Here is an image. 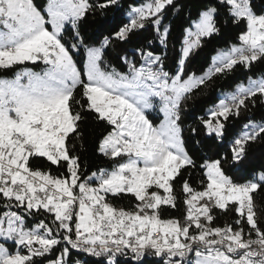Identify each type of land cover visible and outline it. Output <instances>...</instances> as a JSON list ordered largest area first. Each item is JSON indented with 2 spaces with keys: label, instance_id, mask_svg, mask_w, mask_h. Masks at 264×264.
<instances>
[{
  "label": "snow or ice",
  "instance_id": "obj_1",
  "mask_svg": "<svg viewBox=\"0 0 264 264\" xmlns=\"http://www.w3.org/2000/svg\"><path fill=\"white\" fill-rule=\"evenodd\" d=\"M169 6L179 11L175 0L130 6L127 22L94 46L84 41L81 22L118 11L121 0H46L42 7L35 0H0V71L45 65L41 72L0 76V264H44L53 253L48 264H89L75 254L92 264H121V257L126 264H147L148 257L157 258L153 264H264V227L254 202L264 191V167L243 183L224 170L243 165L248 145L264 141V122L244 125L230 142V158L199 165L201 190L183 180V220L163 218L164 208L177 207L173 182L182 169L197 167L185 145L183 105L214 77L264 63V11L253 0L203 5L185 29L173 74L144 48L136 49L139 64L119 56L126 71L105 61L113 40L127 42L149 23L167 47L170 29L162 21ZM221 17L224 25H244L239 44L219 50L203 74L186 72L189 57L221 34ZM81 48L83 71L75 59ZM247 79L199 117L207 137L223 141L230 118H239L248 102L255 106L256 97L264 104V74ZM86 114L107 126L98 152L113 167L82 176L72 150L83 139ZM39 158L66 172L34 168ZM122 195L134 198L132 208L108 200ZM216 210L233 212L234 222L214 226Z\"/></svg>",
  "mask_w": 264,
  "mask_h": 264
},
{
  "label": "trees",
  "instance_id": "obj_2",
  "mask_svg": "<svg viewBox=\"0 0 264 264\" xmlns=\"http://www.w3.org/2000/svg\"><path fill=\"white\" fill-rule=\"evenodd\" d=\"M46 0H35L38 6H43ZM145 2V0H121L122 7L117 10H110L106 16H101L98 13L89 15L86 20L80 24V31L84 41L89 45L98 46L99 42L105 37L110 36L112 32L127 22L126 11L130 6H135ZM179 11L177 12L171 6L165 9L162 27L168 26L170 35L167 42V47L160 44L155 28L149 23L145 29L140 30L132 35L127 42L121 43L113 40L112 46L105 50V61L115 66L118 70L126 71L127 67L124 65L119 56L127 54L129 59H135L139 64L140 57L136 53V49L144 48L146 51H151L154 55L161 56L164 64V70L170 74L175 73L178 59L180 57V50L182 46V39L185 36V29L190 25V22L196 18L197 12L200 8L213 0H175ZM254 7L257 12L264 11V0H253ZM221 34L215 36L210 40H206L204 46L189 57L186 63V72L201 75L211 65V58L221 49H227L233 44H239L238 36L244 31V25H233L228 23L223 24V17L220 20ZM69 33H71V26H67ZM67 40V36L65 37ZM151 41V43H149ZM84 50L81 48L80 52L75 55L78 67L83 71ZM24 68H31L33 71L41 72L44 65L41 63L17 66L13 70L0 71V76L11 77L14 71L22 70ZM264 74V63L257 62L253 65L251 71H246L243 67L237 66V69L225 75L216 76L206 85L198 89L190 99L183 105L182 127L184 129L185 145L196 162V168H187L181 170V175L173 182L175 185V194L177 196V207L164 208L163 218H178L183 220L185 215V206L183 204V194L181 192V184L183 180H189L190 185L198 190H201L200 181L205 179L203 176V169L199 167L205 160L230 158V142L244 130V125L249 122H264V104L260 103L259 97L256 100L255 106L248 102L247 110H241L239 118H230L226 122V135L223 141H217L212 137H207L199 122V117L204 116L207 110L214 106L219 100L221 94L229 92L234 87L243 82L248 81V76L253 79ZM86 121L81 123L80 131L83 132L82 141H75L72 154L79 156L82 176L91 175L92 172H99L101 169L111 170L113 161L102 156L98 152L99 142L102 136L107 131V126L103 122H97L93 119L92 114H86ZM154 123H158L157 115L150 113ZM161 118V116H160ZM197 128L198 132L193 134L191 129ZM199 141V143H198ZM81 144L83 147H81ZM71 147V145H70ZM34 168L42 170L50 169L53 175H59L61 172H66L65 168H58L50 165L43 158H39L32 163ZM264 167V141H257L248 145V156L246 162L234 167L231 164H225L224 170L234 181L243 183L252 175ZM108 200L116 207H124L126 209L132 208L135 201L130 196L113 197L109 196ZM254 202L256 205L257 218L261 227H264V191L254 194ZM0 211H3L0 208ZM217 217L214 221V226L223 227L225 223H233L235 214L233 212L221 213L219 210L214 212ZM46 222L51 223V217L44 215ZM31 223V221H29ZM10 250H14L11 243L7 245ZM79 257L82 260L89 261L92 264L93 258L83 256L82 254H75L74 259ZM55 257H47L44 264ZM121 264H126L125 258H118ZM157 258L148 257L147 264H153Z\"/></svg>",
  "mask_w": 264,
  "mask_h": 264
},
{
  "label": "rangeland",
  "instance_id": "obj_3",
  "mask_svg": "<svg viewBox=\"0 0 264 264\" xmlns=\"http://www.w3.org/2000/svg\"><path fill=\"white\" fill-rule=\"evenodd\" d=\"M143 3H145V2H143ZM143 3H141V4H138V5H135V6H140V5H142ZM129 10H130V8L126 11V17H127V19H128V13H129ZM49 27V29H50V25L48 26ZM238 45V44H237ZM99 46V45H98ZM217 54V53H216ZM215 54V55H216ZM215 55H213L212 56V58H211V63H212V59H213V57L215 56ZM84 63H85V57H84V62H83V67H84ZM42 64V63H41ZM43 65V64H42ZM44 68H45V65H44ZM28 69H31V68H28ZM32 70V69H31ZM33 71V70H32ZM199 76V75H198ZM258 78V77H257ZM256 79V78H255ZM248 82V81H247ZM247 82H243L245 85H247ZM236 87V86H235ZM235 87H234V89L232 90V91H229V92H233V91H235ZM225 93H228V92H224L223 94H221V96H220V99H222L223 98V95L225 94ZM220 101V100H219ZM219 101L217 102V103H219ZM216 103V104H217ZM213 107V106H212ZM212 107H210V108H212ZM209 108V109H210ZM152 114H154V115H157V112H151ZM161 118H162V115H161ZM110 171V170H109ZM14 251V250H13Z\"/></svg>",
  "mask_w": 264,
  "mask_h": 264
},
{
  "label": "built area",
  "instance_id": "obj_4",
  "mask_svg": "<svg viewBox=\"0 0 264 264\" xmlns=\"http://www.w3.org/2000/svg\"><path fill=\"white\" fill-rule=\"evenodd\" d=\"M184 39V38H183ZM183 39H182V42H183Z\"/></svg>",
  "mask_w": 264,
  "mask_h": 264
}]
</instances>
